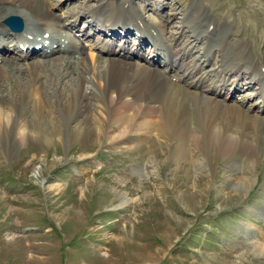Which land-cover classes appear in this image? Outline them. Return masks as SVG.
Wrapping results in <instances>:
<instances>
[{"label":"rangeland","instance_id":"rangeland-1","mask_svg":"<svg viewBox=\"0 0 264 264\" xmlns=\"http://www.w3.org/2000/svg\"><path fill=\"white\" fill-rule=\"evenodd\" d=\"M53 2L58 4L53 11L63 14L70 5H92L96 0ZM133 2L143 5L139 11H146V17L169 18L167 35L175 34L183 21L199 25L201 8L214 23L228 22L227 37L219 34L218 44L242 39L259 59L264 56V0ZM85 18L79 19L81 28ZM86 19L88 28L96 27L93 18L90 23ZM189 35L185 28L182 42ZM136 46L144 51L139 38ZM216 56L207 68L218 65ZM63 58L55 62L63 63ZM139 61L144 63L143 58ZM253 92L229 90L230 104ZM51 96L48 104L60 134L52 135L48 144L14 139L9 143L0 136V264H264V157L253 160L243 153L220 152L209 145L204 131L188 149V160L175 158L171 147L148 152L136 148L133 139L130 145L103 133L74 142L71 131L77 122H69L56 95ZM256 100L254 95L248 105ZM236 126L240 129L241 123Z\"/></svg>","mask_w":264,"mask_h":264},{"label":"bare ground","instance_id":"bare-ground-1","mask_svg":"<svg viewBox=\"0 0 264 264\" xmlns=\"http://www.w3.org/2000/svg\"><path fill=\"white\" fill-rule=\"evenodd\" d=\"M82 4L70 5L67 13L57 14L53 7L58 4L53 0H0V34L4 33V38L0 36V136L4 140L47 143L52 135H59V121L47 99L55 94L65 118L77 122L71 131L74 142L103 133L130 145L134 140L136 148L148 152L162 145L171 147L175 158L188 160V149L198 143L204 131L209 145L220 152L243 153L253 160L264 157V71L260 70L264 56L259 60L256 52L248 51L237 39L218 44L219 34L227 37L228 22L222 19L216 24L198 8L199 25L183 21L175 34L166 35L169 18L147 22L139 11L143 5L133 0ZM12 14L24 23L21 33H8L1 24ZM83 17L90 18L89 23L93 18L97 25L79 29L76 35L73 29ZM151 24L159 25L157 29L163 33L162 42L151 45L148 55L140 52V46L127 50V36L119 45L121 52L114 48L121 36L133 30L140 33L139 40L147 48L154 32ZM118 27H123L122 35L111 33L119 36L117 40L102 38L98 42H103L101 49L97 42L89 46L96 48L98 55L90 48L86 52L85 40L89 41L92 32ZM185 28L190 35L182 42ZM24 33L31 34L34 41H28L22 50L19 43L25 44ZM37 43H41L37 52L28 50ZM202 49L201 55L195 54ZM65 52L70 55L56 58ZM215 52L220 56L218 65L207 68ZM62 58L63 63L55 62ZM56 63L58 66L52 67ZM86 85L91 87L89 92ZM227 85L233 88L231 94L245 88L254 92L230 104L233 95L230 89L225 91ZM254 95L258 100L248 105ZM236 122L241 123L240 129Z\"/></svg>","mask_w":264,"mask_h":264},{"label":"water","instance_id":"water-1","mask_svg":"<svg viewBox=\"0 0 264 264\" xmlns=\"http://www.w3.org/2000/svg\"><path fill=\"white\" fill-rule=\"evenodd\" d=\"M4 22L12 29L16 30L21 27L20 20L15 16L5 18Z\"/></svg>","mask_w":264,"mask_h":264}]
</instances>
